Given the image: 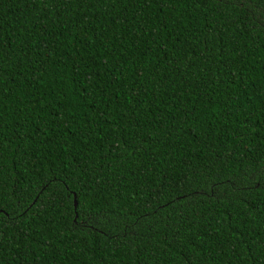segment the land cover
Here are the masks:
<instances>
[{
  "label": "trees",
  "instance_id": "16d2710c",
  "mask_svg": "<svg viewBox=\"0 0 264 264\" xmlns=\"http://www.w3.org/2000/svg\"><path fill=\"white\" fill-rule=\"evenodd\" d=\"M0 264H264V0H0Z\"/></svg>",
  "mask_w": 264,
  "mask_h": 264
},
{
  "label": "water",
  "instance_id": "95a60500",
  "mask_svg": "<svg viewBox=\"0 0 264 264\" xmlns=\"http://www.w3.org/2000/svg\"><path fill=\"white\" fill-rule=\"evenodd\" d=\"M74 196H75V194H74ZM74 204L76 205V201H74Z\"/></svg>",
  "mask_w": 264,
  "mask_h": 264
}]
</instances>
